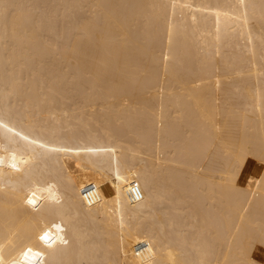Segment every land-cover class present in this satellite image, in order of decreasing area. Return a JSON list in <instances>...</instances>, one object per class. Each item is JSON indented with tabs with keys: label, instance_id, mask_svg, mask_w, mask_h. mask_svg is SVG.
I'll return each mask as SVG.
<instances>
[{
	"label": "bare ground",
	"instance_id": "obj_1",
	"mask_svg": "<svg viewBox=\"0 0 264 264\" xmlns=\"http://www.w3.org/2000/svg\"><path fill=\"white\" fill-rule=\"evenodd\" d=\"M0 264H264V0H0Z\"/></svg>",
	"mask_w": 264,
	"mask_h": 264
},
{
	"label": "built area",
	"instance_id": "obj_2",
	"mask_svg": "<svg viewBox=\"0 0 264 264\" xmlns=\"http://www.w3.org/2000/svg\"><path fill=\"white\" fill-rule=\"evenodd\" d=\"M95 189V185L93 183H88L84 186L83 191L84 193L89 194L92 190ZM128 195L133 199L137 200L140 198V193L138 191V187L136 183H132L128 188Z\"/></svg>",
	"mask_w": 264,
	"mask_h": 264
},
{
	"label": "rangeland",
	"instance_id": "obj_3",
	"mask_svg": "<svg viewBox=\"0 0 264 264\" xmlns=\"http://www.w3.org/2000/svg\"><path fill=\"white\" fill-rule=\"evenodd\" d=\"M256 163H257V160L256 158L254 157H249L248 160H247V163H246V171L249 172V171H253L255 166H256Z\"/></svg>",
	"mask_w": 264,
	"mask_h": 264
}]
</instances>
